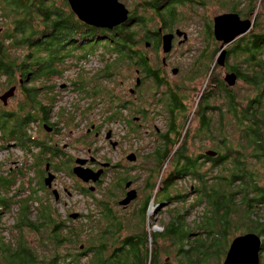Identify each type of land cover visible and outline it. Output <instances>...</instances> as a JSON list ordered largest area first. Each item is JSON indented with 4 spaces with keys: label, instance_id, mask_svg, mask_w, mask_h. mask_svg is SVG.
<instances>
[{
    "label": "trees",
    "instance_id": "16d2710c",
    "mask_svg": "<svg viewBox=\"0 0 264 264\" xmlns=\"http://www.w3.org/2000/svg\"><path fill=\"white\" fill-rule=\"evenodd\" d=\"M0 15L2 20L5 18L2 22L4 26L0 27V78L4 77L3 83L5 82L7 86L17 83V89L21 94L13 112L6 114L3 109H0V131L4 129L0 137L16 141L22 149L27 147L26 143L30 140L27 137V129L31 121L32 109L40 111L42 119H50L54 97L49 98L47 94L52 96L54 83L49 79L54 75H61L56 69V62L59 60L60 50L63 47L65 49L77 45L80 47L92 41L87 33L93 29L108 32L110 34L108 36L115 38V42L111 43L108 36L96 37V40L104 39L111 46L113 45L109 49L111 51L106 52L110 61L104 63L96 73L97 75L89 76V82L87 81V83L96 82V88L102 84V80L112 77L117 65L120 68L123 65H134V67L142 66L146 70L150 69L147 61L140 56L139 37L142 36L143 30H140L139 17L134 27L128 26L126 22L112 29L97 28L79 23L68 8L66 0H0ZM63 29L66 37L64 45L60 42ZM207 30V35L210 36L211 25ZM22 45L27 47L25 54L10 55V49ZM263 50L264 25L260 24L256 32L240 37L237 43L227 50L226 57V59H229L231 55L236 57L239 53L245 55L244 64L228 66L227 69L234 71L237 79L258 89V95L261 96L243 102L236 98V93H229L227 86L221 80L215 78L209 81L208 90L198 96L196 113L199 118V127L196 131L200 137L211 139L212 148L199 151L197 154L188 152L189 132L185 130L182 134L186 117L182 120V126L176 130L175 137H170L174 118L177 117L175 112L185 110L183 101H177L176 93L170 92V102L166 104L167 99L163 106L166 119L169 120L168 128L157 135L158 138L155 139L152 150L144 156L154 168H149L150 173L146 177L142 190L147 192L143 194L138 207L140 233L127 228L121 230L120 225H114L124 222L128 212L122 219L123 217L116 215L115 211L108 208L107 202L99 201L98 205H101L104 211L100 213L94 224L91 223L88 229V233L91 232L87 238L89 241L84 247L81 243L83 240H78L74 230L69 229L66 221L61 220L57 209L51 207L49 203L44 201L39 210L38 222L27 218V206L23 205L20 207V216L14 227H28L38 232L40 243L49 249V254L40 253L26 244L22 235L15 245L7 246H3L6 242L4 237L0 236L3 244L0 245V251L5 255L6 264H80L79 257L89 252L92 254L88 264H163L158 260L159 246L155 245L160 238H166L176 245L177 259L183 264H205L210 256L220 253L221 250L222 259H224L233 233L237 236L236 234L252 232L264 236V221L261 214V212L264 213V102L261 101L264 99V58L261 57ZM91 54L92 52L82 51L76 59L87 60ZM45 57H49L50 60L46 61ZM212 64L213 67L209 69V78L212 69L216 66L215 63L212 62ZM16 76H20L21 83ZM154 78L153 81L156 84L163 81L158 75ZM71 85L74 90L86 91V80L84 81L82 76L73 79ZM47 90L50 91L46 92ZM219 94L224 95V101L220 106L209 102ZM107 96L110 102L119 100L116 94L108 93ZM38 97H48L50 101L43 105ZM204 97L205 107L201 109L200 104ZM137 102L132 99L120 100L118 108L112 109L111 115L105 117V121L122 117V121H127L123 123H129V121V124L135 123L139 120L138 116L137 120L134 116L125 118L122 112L127 113L132 103ZM138 108L139 105L131 110L145 112V109ZM214 110H217V117L212 119L206 113L213 114ZM132 131H135V127ZM50 149L53 150L52 146ZM208 150L214 154H207ZM171 158H174V162L170 165V169L164 176L159 177L158 183H153V173L159 172ZM204 166L205 170H203ZM187 177L194 181L195 193L193 196L190 195L192 197L190 202L184 200L187 193L178 192L175 186L178 179ZM125 179L123 178V181ZM11 183L9 179L0 176V192L7 190ZM41 183L46 186L40 181L36 191L43 189ZM155 190L156 194L152 198V192ZM160 193L165 196L164 202L156 201ZM106 194L108 197L111 196L112 189ZM152 199L158 204L172 201L178 205L188 204V210L200 206L201 214L198 219L205 215V222L201 223L202 225H194L190 230V225L198 224L199 220L186 223L182 220L181 211L176 210L178 206L176 204L172 206V210L167 211L169 221L163 226L162 232L145 234L147 210ZM8 201L5 194H0V206L6 205ZM203 211H205L204 215ZM186 225H188V231L184 228ZM116 226L118 227L115 229ZM263 236L260 258L264 253ZM149 237L152 239V245ZM78 243H81L79 248L80 245L83 247L76 252L70 250L63 253L58 249ZM163 252L167 254L168 250L165 248Z\"/></svg>",
    "mask_w": 264,
    "mask_h": 264
},
{
    "label": "rangeland",
    "instance_id": "374dc122",
    "mask_svg": "<svg viewBox=\"0 0 264 264\" xmlns=\"http://www.w3.org/2000/svg\"><path fill=\"white\" fill-rule=\"evenodd\" d=\"M128 4H130V2ZM131 4L133 6L135 5L134 2H131ZM232 9H234L233 12L240 13L241 15L246 13L243 16H246L255 22L254 27L250 32L246 33L244 37H246L249 33L256 32L257 27L260 24L264 25V0H205V7L203 8H197L196 10L184 8L179 9L185 13H191L187 20V25H189L192 30L197 28L198 24H201L199 15H205V18L202 21V23L205 22V39L200 37L198 41L195 39L191 41L188 44L189 51L187 53L181 54L178 52L173 57H167L169 65H167V69L164 70L165 77L163 76V78L167 80V84H163L161 82L156 84L153 80L145 81L143 85L144 94H150L151 96H149L148 99H145L143 96L141 101L135 104L132 103V105L130 103L131 109L136 108V106L139 105L138 109H145V112L139 113L137 110L132 111L130 107L128 108L127 113L122 112V116L124 115L125 118L138 116L139 120L135 121V123H137L136 125L132 122L129 124L130 121L129 123H123L127 121H122V117L120 119H112L110 121H105V117L111 115L113 111L112 109L118 108L120 100L129 101L132 99L133 94H128V89L133 87L135 84V77L137 76L136 70L138 67H134V65H123L120 68L118 67L119 65H117L112 77L102 80V84L98 85L97 88L96 82L90 81V83H87V81L89 82V76L97 75L96 73L99 72L104 63L110 61L106 52H110L111 50L109 49L110 47H113V45L111 46L109 42L104 39L96 40V37L99 38L110 35L108 32L93 29L87 33L88 38L92 41L86 42L80 47L77 45V48L75 46L68 47L62 52L67 56V58L63 59V62L65 61L63 67L60 68V70L63 71V74L59 76L54 75L49 79L50 82L54 83V88L51 92L52 96L47 94L49 98L54 97L52 100L54 103L52 104L50 119L47 121H56L58 122L57 126L59 127L58 133L54 135V139L60 146H65L64 154L69 157L76 156L86 158L87 161H92L93 158L95 162H110L113 165L106 172L99 175V180L97 179L96 181L83 182L75 174L71 173L69 161H61V169H56L54 167L52 171L55 177L51 188L57 189V192H59V199L55 200L51 192V188L42 185V183L40 185L43 189H38L37 191L35 190L38 188V182L40 183L41 181L36 176L37 169L34 168L26 170L25 168L31 164V152L20 148L19 144L15 141L0 138V176H8L13 178L15 181L20 182V185L8 186L7 190L0 192L1 195L5 194L6 198L11 199V201L7 202L6 205L0 206V236L4 237L6 242V244L3 245L0 241V245H15L20 235H22L26 244L30 245L40 253L49 254V249L40 243V234L38 232H35L28 227H14L20 216V207L23 205L27 206V218L34 222H38L37 217L44 201L49 203L54 209H57V213L60 215L61 220H65L69 229L71 228L74 230L78 236V240H83L81 243L84 244V247L89 241L87 238H89V233L91 234V232L88 233L91 223L94 224L100 213L104 211L100 207L101 205H98L99 201L107 202L108 208L115 211L116 215L123 217L122 219H124L128 212V216L124 222L114 225H120L121 230L123 228H127L133 230L135 233H140L141 222L138 214V207H140V200L143 194L147 192L146 190L144 192L142 190L143 186H145L146 177L150 173L149 168H154L152 164H150L148 158L144 156L152 150L153 145L155 144V139L158 138L157 135L164 132L168 128L169 120L167 121L166 119V111L164 109L165 107H163L165 103H163V101L167 98L168 101L166 104L170 102L169 91H172L173 93L175 92L177 101H183L185 107L184 111L181 108L182 110H177L175 112L177 117L174 118V126L172 132L170 133V137H175L176 130L182 126V120L186 117L185 128L182 130V134L185 130H188L189 132L187 139L188 152L191 154H197L199 151L212 148L211 146L213 142L211 139L207 137H200L199 133L196 131L199 127V118L196 113L198 109V96H201L205 93V90H208V83L214 78L221 80L226 86L223 77L225 72L228 71V66H241L244 64L245 55L243 53L237 54L236 57L231 55L229 59L227 58L225 60L227 66L225 64L224 67H220L216 63V59L219 55L221 42L215 41L212 34L208 36L207 29L209 28V25H211L212 28V18L215 15L223 12H229ZM136 12H138V10ZM145 12L149 14L147 10ZM4 19L5 18H3V20ZM3 20L0 18V27L4 26L2 23ZM156 22L157 20L155 19L152 27H155ZM108 38L111 40V43L115 42L114 37L108 36ZM135 38L137 39V35ZM237 40L238 38L228 45H225L224 48L227 50L230 49L237 43ZM185 46H187V44L182 47V50H184ZM202 46H205V56L203 58H190V52L198 48L197 54H199L198 52L201 51ZM139 47L142 48V44H140ZM26 50L27 47L22 45L14 49H10L9 53L12 56L13 54L18 56L25 54ZM82 51L92 52L89 57V61L82 62V60L76 59ZM164 54L165 53L162 52V50L159 52L160 56H163ZM155 57L156 55H153L152 58ZM261 57L264 58V50L261 53ZM157 59L159 63L160 58ZM212 62L215 63L216 66L212 69L211 77L209 78V69L213 67ZM88 66L90 69H85L88 68ZM172 66H176L178 68L176 73H171ZM82 71L83 73H81ZM138 75L140 76L141 73ZM81 76L84 78V81L86 80L88 90L93 87L97 92L96 101L93 100L92 103H90V99L87 97L86 91L79 92L73 89L71 85L72 80ZM16 78L20 79V76H16ZM3 80L4 77H1L0 95L8 87L5 82L3 83ZM178 80H180V82L177 83L176 81ZM16 84L17 83L14 85ZM61 84L66 85L64 88H60L59 86ZM227 89L231 94L236 93V98L243 102L247 99L261 96L258 95V89L239 79H236L234 85L227 87ZM49 91L50 90H47L46 92ZM43 92L44 90L41 91V94ZM108 93L112 95L116 94L119 100L110 102L107 96ZM20 97L21 94L16 86L14 95L11 98H8V104L5 109L11 110L15 108L16 101ZM223 97V94H219L213 100H209V102H212L215 106H220L224 101ZM42 98L46 104L50 101L47 97ZM261 101L264 102V99H261ZM1 102L2 101L0 100V105ZM200 107L201 109L205 107V97L202 99ZM214 111L215 113L213 114L209 112L206 114L210 115L212 119H215L217 117V110ZM82 115L84 116L83 118H81ZM87 123L97 124L102 130V133L100 137H94L91 135V137L86 139L87 143L82 144L84 139L83 141L78 139L79 132L84 130ZM34 124H37V122ZM134 127L135 131H132ZM109 128L115 130L114 136L120 140V144L117 147L113 148L109 143L104 141L106 130ZM34 132V128H29L27 135H37L38 138L42 137L45 140L51 141L52 134L49 135L47 131L44 133L39 125L37 126V132ZM45 134L49 137H46ZM80 136L84 137V135ZM3 143H6V145ZM129 152H134L136 154L135 161H129L126 158ZM173 162L174 158L167 160L159 172L155 171L153 173V183L159 182V177L161 178L167 173ZM154 164L156 165V163ZM86 166L92 168L93 170L100 167V164L98 163V165L93 166L86 164ZM205 169L206 168L204 166L203 170ZM27 178L32 179V181H28ZM123 178L131 181V185L128 187L129 189H137L136 198L130 201L126 206L118 204V201L125 196L124 191L126 189L129 190L128 188H125ZM193 182L194 181L191 178L187 177L178 179L175 183L176 190H178V192L184 194L187 193V197H185L184 200H189V202L192 200L190 195L193 196L195 193ZM90 186H94V189L88 190ZM110 189H112L113 194L108 197L106 193ZM138 192L140 194L139 197L137 196ZM155 194L156 190L152 192V198ZM164 197L165 196L160 193L157 195L156 201H163ZM138 201H140L138 206L133 209ZM176 204L177 203L174 201L169 203L166 202V204H158L152 199L148 205L144 233L162 232L163 226L169 221L167 211L172 210V206ZM188 209V204L183 205V203H180V205L176 207V210L181 211V215L183 216L182 220L186 223L199 220L198 224L192 223L190 225V230L193 229L192 227L194 225H202L201 223L205 222V211L202 212V214L204 213V216H201L200 219H198V216L201 214L200 206L196 209ZM133 210L135 211L133 212ZM72 212H78L79 216L76 219L70 218L69 214ZM261 214L262 221H264V213L261 212ZM117 227L118 226H116L115 229ZM184 228L187 230L188 225ZM199 229L203 230L202 228ZM232 235H230L232 238L235 237L234 233ZM149 239L151 240L152 245L151 237H149ZM81 243L73 244L71 247L63 246L58 249L63 253L69 252L70 250L76 252L77 249L80 250L79 244ZM155 245L159 246V262H162L163 264H167V262H169V264H183L177 259L175 250L176 245L172 244L170 240L160 238L156 241ZM221 247L223 249L224 244ZM165 248L168 250L167 254L163 252ZM10 252L11 251H9V253ZM90 254H92V252L80 256V264H88ZM262 256V258L259 256L260 264H264V253ZM4 257V253L0 251V264H6ZM221 259L222 250L220 253L210 256L207 260L208 262L205 264H221L223 260Z\"/></svg>",
    "mask_w": 264,
    "mask_h": 264
},
{
    "label": "flooded vegetation",
    "instance_id": "af4514ba",
    "mask_svg": "<svg viewBox=\"0 0 264 264\" xmlns=\"http://www.w3.org/2000/svg\"><path fill=\"white\" fill-rule=\"evenodd\" d=\"M118 1L121 2L124 5L125 9H127V11H128L127 18L122 23L125 24L127 22L129 24L128 26L131 25L130 27H134L136 24V19H137V17H139L140 18L139 24L141 25L140 30H143L142 36L139 37L140 38V44H142V48L140 47V49H139L140 50V56L143 57L147 61V65L149 66L150 69L146 70L142 66L137 68V70H136L137 76L135 77V84L133 87H130L128 89V94H133L132 100H134L135 102L136 101L139 102V101H141L143 96L145 99H148L149 96H151L150 94H148V95L144 94V86L143 85H144L145 81L154 80L155 79L154 77H156V75H158L161 78V80H163L161 83H163V84L168 83L167 80L165 78H163V76L165 77L164 70H166L167 69L166 66L169 65V61H168L167 57H169V56L173 57L178 52L181 54L187 53L189 51L188 50V44L191 41H193L194 39L196 41H198L200 39V37L205 39V22L202 23L203 19L205 18V15L204 14L199 15V19H200L201 24H198L197 28L192 30V29H190L191 27L189 25H187V20L190 17L191 13H189V12L185 13L184 11L179 10L180 8L190 9V10H196L197 8H203V7H205V0H118ZM129 2H130V4H128ZM131 2H134L135 5L133 6L131 4ZM67 5H68V3H67ZM68 8H69V6H68ZM234 9L230 10L229 12H223V13H236V14H238L240 20H247V19L251 20L250 18L243 16L246 13H244V14L242 13L243 15H241L240 13L233 12ZM137 10H138V12H136ZM146 10L148 11L149 14H147L145 12ZM73 15H74V13H73ZM74 17L76 18V15H74ZM155 19L157 20V22L155 24V27H152L153 21ZM162 19H164V20H162ZM78 22L81 24L83 23L80 20H78ZM254 23L255 22L252 21L251 26L248 29V31L245 32L244 34L240 35L237 38L239 39L240 37H243L246 33L250 32L251 29L254 27ZM62 32H63V34H62V37L60 38V40H61L60 42H61V44L64 45V42H65L64 39L66 38L65 37V30L63 29ZM191 32L193 35L191 34ZM163 34H172L173 36L171 39V49L167 53H165L163 56H160L159 52L162 50V35ZM154 44H156V46H154ZM186 44H187V46H185L184 50H182V47ZM204 49H205V46H202L201 51L198 52L199 54H197L198 48H196V50L191 51L190 52V58H203L205 56V50ZM64 50H65L64 47L60 50L59 60L56 62V69L61 74H63V71L60 70V68L63 67V64L65 62V61L63 62V59L67 58V56L64 53H62ZM226 51H227V49H226ZM153 55H156V57L152 58ZM89 57H90V55H89ZM226 57H227V52H226ZM45 58H46V61L50 60L49 57H45ZM157 58H160L159 63L157 61L158 60ZM81 60H82V62L83 61H89V58H87V60H84V59H81ZM225 64H226V61H225ZM173 68L178 69L176 66H172V69ZM85 69H90V67L88 66V68H85ZM172 69H171V73H172ZM226 72H232V71L228 70ZM139 73H141L140 76L138 75ZM137 78L140 79L139 83H136ZM19 82L21 83L22 80L19 79ZM176 82L178 83V82H180V80H178ZM141 84H143V85H141ZM135 85H136V87H135ZM10 86H12V85H10ZM85 88H86V92H88L87 97L90 99V103H92L93 100L96 101L97 92L95 91V89L93 87H91L88 90L87 85L85 86ZM131 88H133L134 90L130 91ZM170 92H172V91H169V94H170ZM38 99L43 103V105L46 103V102L44 103L42 97H38ZM47 99H48V97H47ZM8 100L9 99H7L6 104H3L1 102V105H0V109H3L6 114L13 112V109H11V110L5 109V107L8 104ZM166 100H167V98L163 102L165 103ZM48 102H47V104H48ZM39 112L32 109L31 121L29 123V128H32V129L34 128L35 132H37V126L39 125L41 130L44 133H45V131H47V133L49 135L52 134L51 141L45 140L42 137L38 138L37 135H35V136L27 135V137L30 140L26 143L27 147L23 150L31 152L30 153L31 159H32L31 164L29 166L25 167L26 170L34 169V166H36L35 167L37 169L36 170V176L39 180H41L43 182V184H44V178L47 176V173L50 172V173L54 174L52 172L54 167L56 169H61V161H69V166L71 169L75 165H77L76 159H78V158L79 159H85V163L83 164L84 168H90V167L86 166V164L93 166V165H98V163H99L100 167L95 168L93 170L97 171L99 168H102L103 169L102 173L106 172L109 168L112 167L113 164L110 162H95L93 160V158H92V161H87L86 158H80V157H76V156H70L69 157L66 154H64L65 146H62V145L60 146L54 139V135H56L58 133V130H59V127L57 126L58 122H56V121L48 122L47 120L42 119ZM83 117L84 116L82 115L81 118H83ZM134 117H137V116H134ZM35 122H37V124H34ZM138 126H139V124H138ZM29 128L27 129V131L29 130ZM104 130H105V128H104ZM2 131H4V129L0 131V135H1ZM101 131L102 130L100 129V127H98L97 124H94V123L88 124L87 123L84 127V130L79 132L78 139H80V141H83V139H84L82 144H86L87 143L86 139L91 137V135H93L94 137H100L101 133H102ZM108 131H110V136H109V138H106L105 136H106ZM114 134H115V130L109 128L108 130H106V133L104 136V141L106 143H109L110 146L113 148L117 147L120 144V140L117 139L114 136ZM80 135H84V137L80 136ZM46 137H49V136L46 135ZM1 139H3V138H1ZM5 140H7V139H5ZM6 143H3V144L6 145ZM112 143H114V146H112ZM51 146H52L53 150L50 149ZM34 157H35V160H34ZM105 164H106V166H104ZM46 166H48V169H46ZM1 177L9 179L12 182L10 184L11 186H16L18 183H20L19 181H15L13 178H10L8 176L7 177L1 176ZM54 177H55V175H54ZM27 180L32 181V179H29V178H27ZM53 180H54V178H53ZM53 180H52V185H53ZM128 180L129 179H126L124 181V183L127 182ZM52 189L53 188H51V192H52ZM127 191H128L127 189L124 191V195ZM139 192H140V190H139ZM139 192L137 194L138 197L140 196ZM58 199H59V192H58L57 200ZM8 200H9L8 202L11 201L10 198H8Z\"/></svg>",
    "mask_w": 264,
    "mask_h": 264
},
{
    "label": "water",
    "instance_id": "95a60500",
    "mask_svg": "<svg viewBox=\"0 0 264 264\" xmlns=\"http://www.w3.org/2000/svg\"><path fill=\"white\" fill-rule=\"evenodd\" d=\"M70 10L76 15V18L83 23L97 27L112 29L113 27L121 24L127 18V9L118 0H66ZM251 20H240L236 13H222L215 15L212 22V34L216 41L221 42L220 51L216 63L220 67H224L226 60L225 45L233 42L237 37L248 31L251 26ZM172 34L162 35V51L167 53L171 49ZM177 69L173 68L172 73H176ZM237 79L235 72H226L223 80L226 86L234 85ZM140 79H136V83H139ZM66 84H61L60 88H64ZM16 85L7 87L0 95V100L3 104L7 103V99L14 95ZM130 91H133L131 89ZM135 120L138 118L135 117ZM110 131L107 132L106 138H109ZM114 146V143H112ZM207 154H214L212 151H206ZM126 158L129 161H135L136 155L133 152L128 153ZM77 165L72 168V173L75 174L83 182L96 181L99 175L103 172L100 168L97 171L91 168H84L83 164L85 159H76ZM106 166V164L104 165ZM48 169V166H46ZM54 175L47 173L44 178V184L51 188ZM131 185V181L125 183V188ZM94 186H90L89 190H93ZM136 190L129 189L125 196L118 201L119 205L126 206L130 201L136 198ZM54 199L57 200L58 192L56 189H52ZM79 216L78 212H72L69 217L76 219ZM262 244V236H259L252 232H246L232 238L225 257L221 264H260L259 252ZM83 246L80 245V248Z\"/></svg>",
    "mask_w": 264,
    "mask_h": 264
}]
</instances>
